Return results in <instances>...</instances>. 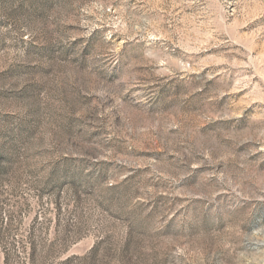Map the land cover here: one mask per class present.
<instances>
[{
  "label": "rangeland",
  "instance_id": "obj_1",
  "mask_svg": "<svg viewBox=\"0 0 264 264\" xmlns=\"http://www.w3.org/2000/svg\"><path fill=\"white\" fill-rule=\"evenodd\" d=\"M0 264H264V0H0Z\"/></svg>",
  "mask_w": 264,
  "mask_h": 264
}]
</instances>
